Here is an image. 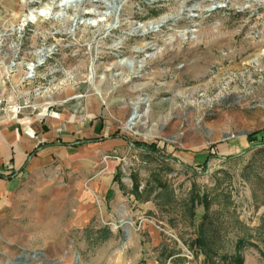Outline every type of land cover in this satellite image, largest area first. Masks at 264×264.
<instances>
[{
  "label": "rangeland",
  "instance_id": "rangeland-1",
  "mask_svg": "<svg viewBox=\"0 0 264 264\" xmlns=\"http://www.w3.org/2000/svg\"><path fill=\"white\" fill-rule=\"evenodd\" d=\"M35 1L0 0V30L19 29L30 11L57 0ZM63 11L62 19L27 25L20 34L29 39L22 40L32 50L41 35L63 32L64 56L58 59L69 68L82 61L85 76L93 71L88 54L102 37L111 40L102 42L109 46L102 56L109 71L120 63L131 69L171 41L193 56L209 54L210 39L219 45L213 53L225 56L223 64L190 82L179 97L193 117L164 137L174 151L187 146L203 158L175 166L169 149L150 141L153 147L133 152L115 171L113 189L98 199L80 198L70 179L29 176L0 222V264H128L149 257L163 264L170 256L184 264L186 255L195 264H234L247 251L264 255V0H122L120 12L83 0ZM85 12H107L108 18L91 30L78 25L74 49L80 53L72 56L66 46L73 43L70 19L94 16ZM164 18L171 19L159 31L142 32ZM115 50L124 52L113 56ZM243 142L240 151L225 149ZM147 227L161 234L160 248L148 245Z\"/></svg>",
  "mask_w": 264,
  "mask_h": 264
},
{
  "label": "crops",
  "instance_id": "crops-1",
  "mask_svg": "<svg viewBox=\"0 0 264 264\" xmlns=\"http://www.w3.org/2000/svg\"><path fill=\"white\" fill-rule=\"evenodd\" d=\"M109 40L102 37L99 48L88 54L89 64L93 65L88 81L80 80L88 77L79 70L82 61L66 67L65 61L58 59L64 56L59 51L38 74L46 75L53 68L62 70L61 73L23 83L25 63L34 57L27 49V41L8 39L17 41L21 50L17 56L19 66L11 75L6 73V67L13 57L12 51L5 47L4 54H0V80L4 79L1 85H5L8 96L21 101L31 99L35 88H46V92L36 101L38 111L26 109L20 115H0V222L16 206L29 176L70 179L77 185L80 198H105L113 189L115 171L123 169L132 153L140 150L134 143L149 145L156 140L153 142L172 153L175 166L197 165L202 160L187 146L184 151H174L164 137L173 135L181 121L193 117L182 107L179 97L186 94L190 82L202 79L210 68L223 64L225 56L216 58L213 53L219 45L210 39L209 54L193 56L190 50H182L185 48H178L171 41L135 60L131 69L121 63L115 67L112 62L110 67L115 68L109 71L102 66V56L109 49L102 42ZM123 52L115 50L112 55ZM134 111L138 118L129 126ZM245 141L248 143L247 138ZM244 146V142L228 143L225 149L240 151ZM154 228H146L148 245L153 250L163 244L161 234ZM176 257L170 256L163 264H175ZM186 260L184 264H195L194 256ZM140 261L128 264H162L151 257ZM234 264H264V255L247 251Z\"/></svg>",
  "mask_w": 264,
  "mask_h": 264
},
{
  "label": "built area",
  "instance_id": "built-area-1",
  "mask_svg": "<svg viewBox=\"0 0 264 264\" xmlns=\"http://www.w3.org/2000/svg\"><path fill=\"white\" fill-rule=\"evenodd\" d=\"M35 2H39V0H36ZM80 4L81 3H76V4H72L69 5L68 7H61L59 5H56V1L54 2V4H52L53 8H52V12H53V9L56 7L57 9H60V10H65L66 8H72V9H77L80 7ZM46 4H44L43 6H45ZM42 6V7H43ZM41 8V7H40ZM40 8H37V9H40ZM37 9H33V10H37ZM30 13V12H29ZM55 13V12H53ZM63 13L66 15V13L63 11ZM63 14V16H56V17H53V16H50L48 18H44L43 16L39 15L37 17V19L35 20V22H27L26 25L21 29L19 30L18 27L17 29L16 28H10V31L9 32H2L0 30V54L3 55V49L8 48L10 49V51H12V56L10 61H9V64L7 65L6 67V73L8 75H11L15 72L16 70V67L19 66V61H17V56L19 54V51L20 50V47L19 45L17 44V41H13V42H10L8 41V39L11 37H14L15 39H18V40H22L24 38H26V35H22L20 34L22 30H24V28L29 25V24H35V25H38L39 23H42V24H45L47 22H50V20H54V19H62L63 17H65V15ZM85 14H90V15H94L93 17H90L88 19H85V18H80V17H75V18H71L70 20L72 21V24L73 23H76V29L78 28V25H82V24H86L87 28H89L90 30L91 29H95L97 24H101V23H104L106 22L107 18L108 17H101V16H95V14H93L92 12H85ZM78 19H82V20H86V21H90V20H94L95 24L93 23H89V22H86V23H79L81 21L78 22ZM103 19V20H101ZM15 32H17L18 34L17 35H14ZM56 33H53L51 35V37L47 36V35H41L40 37V41H39V47L37 48H34L32 50H30V54L31 56L34 57V60H32L31 62H27L25 63V72H24V76H23V83L24 82H27V81H34V80H38V79H47V77H53L55 74L57 73H61L62 70H58L56 68H53L51 69L50 71H48L46 73V75H42L40 76L38 74V70L41 69V68H44L46 67L47 63L49 62V60H51L54 55H57L59 54V51L61 50V46L62 45V42H63V38L60 37V35L63 34V32H60V31H55ZM67 34H70L69 32H67ZM71 38H72V41L73 43L71 44H67L66 46L68 48H72V50H70L71 52V55L72 56H77L79 55V49L75 48L74 47L77 45L76 43V38L74 36V32L70 34ZM26 39H29L28 37ZM263 54H264V50H263ZM90 79V75L87 77V81ZM4 81V79H1L0 80V115L6 113V112H12L14 113L15 115H20L22 113V111L26 110V109H30V110H33L34 112L35 111H38V108H39V105L37 104V100L39 98H41V96L46 92V88H35L33 90V92L30 93L31 95V99L30 98H26V99H23L21 101H16V100H12L8 95L7 91H6V88H5V85H1V83ZM81 82L77 83V84H80ZM229 82H226L224 83V85L222 86V89H225ZM26 95H29V94H26ZM39 116V114H37ZM41 117V116H39ZM186 258H188L189 260L192 259V256L191 255H186Z\"/></svg>",
  "mask_w": 264,
  "mask_h": 264
},
{
  "label": "bare ground",
  "instance_id": "bare-ground-1",
  "mask_svg": "<svg viewBox=\"0 0 264 264\" xmlns=\"http://www.w3.org/2000/svg\"><path fill=\"white\" fill-rule=\"evenodd\" d=\"M82 1L83 0H57L56 1V5H59V6H63V7H68L69 5H71L72 6V4H76V3H82ZM92 1H96V0H92ZM100 1H102L106 6H108V7H114V9H116V11L117 12H120V9H121V4H122V0H117V1H114V2H117V3H114L113 2V0H111V2L110 1H108V0H100ZM226 1V0H225ZM52 6H51V4H46L45 6H43V7H41L40 9H37V10H32V11H30V14L25 18V19H23L22 20V23H21V25H20V27H19V30H21L25 25H26V23L27 22H35V20L37 19V17L39 16V15H41V16H43L44 18H48V17H50V16H53V17H56V16H63V11L62 10H60L59 9V11L57 12V13H53L52 12ZM210 9H211V7H210ZM95 13V12H94ZM65 15V14H64ZM107 17L108 16V13L107 12H104V13H102V15H101V17ZM64 18V17H63ZM101 20H103V19H101ZM168 20V18L166 19V18H164V19H162L160 22H156V23H150L149 25H148V27L147 28H143L142 29V32H146L147 30H150V31H152V32H157V31H159V27H161L163 24H165L166 23V21ZM79 21H81V22H79ZM78 22L79 23H86V22H89V23H93V24H95V22H94V20H90V21H86V20H80V19H78ZM77 23V22H76ZM76 23H73L72 24V26H71V28L69 29V33L71 34V33H73L74 32V30L76 29ZM86 25V24H85ZM110 26V25H109ZM111 27V26H110ZM142 27V26H141ZM108 29H109V27H108ZM148 32V31H147ZM133 64V62L131 63V65Z\"/></svg>",
  "mask_w": 264,
  "mask_h": 264
},
{
  "label": "water",
  "instance_id": "water-1",
  "mask_svg": "<svg viewBox=\"0 0 264 264\" xmlns=\"http://www.w3.org/2000/svg\"><path fill=\"white\" fill-rule=\"evenodd\" d=\"M171 19V18H170ZM170 19H168V20H170ZM167 20V21H168ZM166 21V22H167ZM138 114L134 111L133 112V115H131V117L129 118V121H128V125L129 126H131L135 121H136V119L138 118V116H137Z\"/></svg>",
  "mask_w": 264,
  "mask_h": 264
},
{
  "label": "trees",
  "instance_id": "trees-1",
  "mask_svg": "<svg viewBox=\"0 0 264 264\" xmlns=\"http://www.w3.org/2000/svg\"><path fill=\"white\" fill-rule=\"evenodd\" d=\"M261 139H264V132L261 134V137H260ZM134 146L137 148V149H139L140 148V146L142 147V146H146L145 144H141V143H134ZM148 147H153V145H149ZM0 177H2V175L0 174Z\"/></svg>",
  "mask_w": 264,
  "mask_h": 264
}]
</instances>
